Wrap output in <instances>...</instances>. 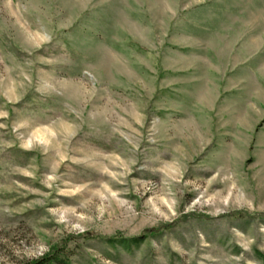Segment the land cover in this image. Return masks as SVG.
Masks as SVG:
<instances>
[{"label": "rangeland", "instance_id": "rangeland-1", "mask_svg": "<svg viewBox=\"0 0 264 264\" xmlns=\"http://www.w3.org/2000/svg\"><path fill=\"white\" fill-rule=\"evenodd\" d=\"M61 247L263 264L264 0H0V264Z\"/></svg>", "mask_w": 264, "mask_h": 264}, {"label": "trees", "instance_id": "trees-1", "mask_svg": "<svg viewBox=\"0 0 264 264\" xmlns=\"http://www.w3.org/2000/svg\"><path fill=\"white\" fill-rule=\"evenodd\" d=\"M140 239H130V240H122L119 241L121 243H137L139 242ZM256 256L261 260V262L264 264V254L263 253H259L256 252L255 253ZM23 264H70L68 261V257L66 255V252L64 251V249L61 248H54L52 250H50L49 252H47L46 254L28 261L26 263Z\"/></svg>", "mask_w": 264, "mask_h": 264}]
</instances>
